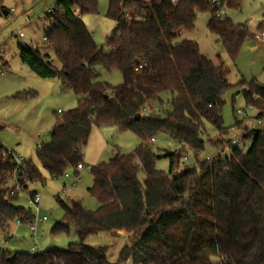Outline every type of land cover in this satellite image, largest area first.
Listing matches in <instances>:
<instances>
[{
    "label": "trees",
    "instance_id": "1",
    "mask_svg": "<svg viewBox=\"0 0 264 264\" xmlns=\"http://www.w3.org/2000/svg\"><path fill=\"white\" fill-rule=\"evenodd\" d=\"M223 2L229 9L239 8L243 0ZM98 5V0H57L47 13L53 27L44 41L60 67L38 47L18 43L21 60L36 75L58 78L77 97V107L58 112L50 141L39 145L36 154L58 180L69 168L80 174L77 166L84 163L94 126L133 132L141 143L130 154L117 149L109 161L92 167L88 191L99 202L96 211L57 195L64 220L52 231L60 234L74 226L78 243L35 253H9L1 247L0 264H121L110 262L104 247L85 243L90 235L119 231L133 233V243L123 249L121 259L132 258L134 264H264V126L244 135L251 139L246 152L234 147L229 154L199 160L206 140L217 148L231 142L221 137L229 133L222 115V96L231 86L228 68L202 54L195 40L175 43L183 31L195 27L199 12L209 11V31L235 58L242 43L253 37L248 26L215 16L210 0H110L108 16L115 28L106 38L110 51L105 53L83 22V16L98 12ZM101 69L119 70L123 82L112 87L99 81ZM164 93L172 96L171 109L149 112L150 102L162 104ZM243 95L247 105L258 110L256 118L262 117L264 83L251 82ZM205 123L216 129L215 139L207 138ZM234 126L248 129L237 118ZM160 135L179 145L165 155L167 173L156 168L158 157L149 146ZM187 150L200 162L199 171H176ZM28 182H45L39 167L24 159L17 168L12 151L0 142L3 231L15 221L34 220L30 209L13 203L20 192L30 190Z\"/></svg>",
    "mask_w": 264,
    "mask_h": 264
},
{
    "label": "rangeland",
    "instance_id": "2",
    "mask_svg": "<svg viewBox=\"0 0 264 264\" xmlns=\"http://www.w3.org/2000/svg\"><path fill=\"white\" fill-rule=\"evenodd\" d=\"M110 0H98V12L83 16V22L92 33L96 44L109 53L110 47L106 44V38L111 36L115 28V22L108 16ZM57 0H2L3 8H0V142L10 151L22 159H32L43 174L44 183L35 182L30 190H35L42 195L41 212L39 217L46 216V221L37 223L38 249L32 250L36 244L28 223L13 222L3 231L0 228V243L4 249L13 252H43L47 249H68L70 244L79 242L74 226H70L68 232L54 234L53 228L64 220V210L57 200L67 203L72 200L80 201L87 211L94 212L99 207L98 200L93 197L88 189L93 185L91 169L99 163L107 162L120 149L122 154L132 153L141 143L140 138L133 132L121 131L116 126H94L84 152V169L80 171L79 181L72 186L70 192H63L65 184L75 177V168H69V177L65 175L58 179H52L42 167L36 151L39 145L45 144L51 139V132L55 125L58 110L67 112L77 107V97L73 90L64 89L58 78H42L36 75L30 67L24 63L18 50V43H24L38 47L42 53L50 55L52 62L60 67V62L54 50L49 47L44 36L52 27V21L47 18V13L55 8ZM7 10L8 14H4ZM228 17L235 23L248 26L252 35L257 29L264 28V0H243L239 8H229ZM77 13V11H76ZM211 19L209 11L199 12L195 27L185 30L175 43L183 39H192L198 42L200 51L208 58L221 60L228 68L227 78L231 86L223 93V120L224 126L229 128L227 135L221 136L223 142L242 138L245 129H237L235 118L238 110H242V123L249 129L264 126V121L256 124L258 110L247 105L243 90L248 84L255 81L264 83V42H257L253 37L247 38L240 46L235 58H232L219 37L208 29ZM263 24V25H260ZM22 34V35H21ZM218 56H220L218 58ZM101 82H107L116 87L123 82V75L119 70H100L98 78ZM245 83V84H243ZM163 103L151 101L149 112L165 114L171 109V94L164 93L161 96ZM207 138L215 139L218 134L216 129L205 123ZM227 144V143H225ZM224 144V145H225ZM251 145V139L242 138L241 150L246 152ZM149 146L157 155L156 168L163 172L169 171L168 151H175L179 145L165 135L150 141ZM223 149L211 143H205V149L200 153L199 160L203 161L207 156L215 157ZM189 157V161L180 160L176 171H182L187 167H193L194 153L191 150L183 152ZM140 180L144 178L143 172L139 174ZM30 190L20 192L18 198L13 201L17 206L30 209L34 217L36 214L30 203ZM118 234V235H116ZM133 233L119 231L115 234L100 232L90 235L85 243L93 247H104L108 260L112 263L134 264L132 258L121 259L125 247L133 243Z\"/></svg>",
    "mask_w": 264,
    "mask_h": 264
},
{
    "label": "built area",
    "instance_id": "3",
    "mask_svg": "<svg viewBox=\"0 0 264 264\" xmlns=\"http://www.w3.org/2000/svg\"><path fill=\"white\" fill-rule=\"evenodd\" d=\"M173 1H176V0H173ZM210 4L214 5L215 8H216V10L214 12L215 16L221 17V18L228 17L229 10H228L227 5L223 2V0H210ZM253 36H254V38H255V40L257 42H264V28L257 29L255 31V33L253 34ZM0 74L3 75V72H1ZM58 112H61V111L58 110ZM237 115H239L240 119L242 120L243 119L242 116L244 115V112L242 110H238L237 111ZM262 121H264V115L262 117H260V118H256V124H260ZM254 127H255V125H253V127L251 129L248 128L245 131V135L247 133H250L251 130L254 129ZM242 138H244V136H242ZM242 138L233 139V140H231L230 143L225 144L223 146L222 151L219 154H222V155L229 154L234 147H241ZM151 141H155V138H153ZM13 156L15 158V162L17 164V168H19V165H21V163H22V161L24 159L19 158L14 153H13ZM212 158L213 157L207 156L205 159L206 160H211ZM182 161L184 163L189 161V157L187 155H183L182 156ZM199 164H200V162L198 160H196V159L193 160V168L197 169L198 171H199ZM83 169H84V163L78 164L77 170L80 172ZM16 171H17V169H16ZM16 174H17V172H16ZM79 175H75L74 179L71 182H69V183L64 185V187L62 189L63 192H70L72 190V186L79 181ZM65 176L69 177L70 174L68 172H66ZM32 185H33L32 182H28V186L30 188H31ZM16 188H18V186H16ZM58 195L60 196V194H58ZM41 199H42V195L39 192H34L33 195H30V203H31V205L33 207V210H34L35 214H36V217L33 216L34 220L32 221V223L29 224L30 225V231H31L33 237L35 238V242H36V244L32 247L33 251H36L38 249L37 223L39 221H46L47 220L46 216H43L42 218L38 216L40 214V212H41Z\"/></svg>",
    "mask_w": 264,
    "mask_h": 264
},
{
    "label": "water",
    "instance_id": "4",
    "mask_svg": "<svg viewBox=\"0 0 264 264\" xmlns=\"http://www.w3.org/2000/svg\"><path fill=\"white\" fill-rule=\"evenodd\" d=\"M4 14H6V15H7V14H8V11H7V10H5V11H4ZM106 97H107V96H106ZM140 115H141V114H137V116H136V117H140ZM202 141H203V140H202Z\"/></svg>",
    "mask_w": 264,
    "mask_h": 264
},
{
    "label": "crops",
    "instance_id": "5",
    "mask_svg": "<svg viewBox=\"0 0 264 264\" xmlns=\"http://www.w3.org/2000/svg\"><path fill=\"white\" fill-rule=\"evenodd\" d=\"M2 246H1V243H0V248H1ZM4 248V247H3ZM8 251V250H7ZM9 253H13V251H8Z\"/></svg>",
    "mask_w": 264,
    "mask_h": 264
}]
</instances>
